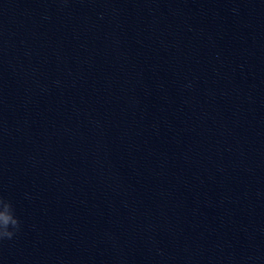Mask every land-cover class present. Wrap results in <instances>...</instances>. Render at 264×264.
Returning <instances> with one entry per match:
<instances>
[{
  "label": "water",
  "instance_id": "water-1",
  "mask_svg": "<svg viewBox=\"0 0 264 264\" xmlns=\"http://www.w3.org/2000/svg\"><path fill=\"white\" fill-rule=\"evenodd\" d=\"M0 264H264V0H0Z\"/></svg>",
  "mask_w": 264,
  "mask_h": 264
},
{
  "label": "clouds",
  "instance_id": "clouds-1",
  "mask_svg": "<svg viewBox=\"0 0 264 264\" xmlns=\"http://www.w3.org/2000/svg\"><path fill=\"white\" fill-rule=\"evenodd\" d=\"M20 228V221L15 215L11 201L0 196V241L11 239Z\"/></svg>",
  "mask_w": 264,
  "mask_h": 264
}]
</instances>
